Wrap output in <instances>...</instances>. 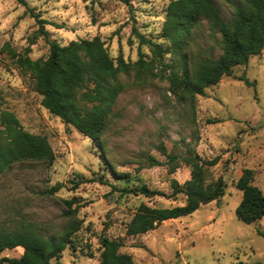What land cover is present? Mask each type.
Masks as SVG:
<instances>
[{
  "label": "rangeland",
  "instance_id": "rangeland-1",
  "mask_svg": "<svg viewBox=\"0 0 264 264\" xmlns=\"http://www.w3.org/2000/svg\"><path fill=\"white\" fill-rule=\"evenodd\" d=\"M26 1L46 22L48 38L61 45L99 37L112 59L127 63L138 61L140 52L152 55L148 46H140L134 29L168 45L159 36L172 0ZM215 2L230 20L239 0ZM38 30L27 7L17 0H0V113L11 112L22 129L46 136L55 154L52 164L18 163L0 176V231L32 226L51 237L77 224L61 264H101V237L122 241V253L131 255L135 264H264V218L245 224L236 216L243 198L236 183L245 169L254 171L253 183L264 193V50L209 87L204 97L197 96L195 106L174 96L167 80L143 81L135 72L122 74L125 90L110 115L103 153L42 105L33 77L13 63L12 51L24 54L29 49L33 60L49 56V44L37 36ZM186 54L191 66L220 57V34L209 22H201ZM167 62L178 60L168 55ZM239 77L256 86L245 85ZM161 145L180 159L194 154L209 161L218 157V163L207 169L206 181L222 178L225 196L191 216L129 237L127 227L141 204L154 208L185 204L184 195L171 197V181L183 185L191 170L181 163L170 174L168 160L158 149ZM150 158L162 165L151 166ZM58 184L60 190L47 193ZM144 185L166 197L130 192ZM71 200L68 213L65 201ZM22 254L23 249L17 248L2 257Z\"/></svg>",
  "mask_w": 264,
  "mask_h": 264
},
{
  "label": "trees",
  "instance_id": "trees-1",
  "mask_svg": "<svg viewBox=\"0 0 264 264\" xmlns=\"http://www.w3.org/2000/svg\"><path fill=\"white\" fill-rule=\"evenodd\" d=\"M17 1L37 19V36L46 38L50 52L46 59L33 60L29 49L24 54L12 51L13 63L33 77L36 89L42 96V105L65 124L89 138L103 153V137L110 115L125 90L120 81L122 74L135 72L136 77L143 81L147 78L167 80L169 91L174 96L195 106L197 96L204 97L209 87L219 84L225 76H232L235 67L246 66L252 56L264 50V0H239L234 5L230 20L223 17L215 0H172L166 9L159 36L168 45L158 43L134 29L140 46H148L152 53L148 56L140 52L135 63H127L123 58L117 61L112 59L105 42L99 37L74 40L67 45L50 40L45 30L46 22L34 14L26 0ZM120 1L130 3V0ZM203 21L209 22L211 28L220 34L222 54L191 66L186 49L193 31ZM168 55L177 59L178 63H168ZM238 80L249 87L256 86L255 82L244 77ZM0 125L3 127L0 128V176L18 163L52 164L55 154L46 136L22 129L11 112L0 113ZM158 149L168 160L170 174H175L181 163L190 168L191 177L183 185L176 179L171 181L174 190L171 197L182 194L186 201L184 205L172 208L141 204L127 227L126 235L129 237L147 234L165 221L191 216L201 206L219 201L226 193L222 178L213 183L206 181V171L218 163V157L209 161L194 154L180 159L169 153L164 145ZM150 163L151 166L162 165L155 158H150ZM253 182L254 171L245 169L236 183L243 193L236 216L245 224H253L264 218V193ZM61 187L58 184L47 193L53 194ZM130 192L148 198L166 197L165 193L151 190L145 185ZM65 203L69 208L68 213H71L74 200ZM78 227L77 224H71L62 234L51 237L32 226L0 231V264H54L53 261L61 264L60 258L72 243V235ZM100 243L101 264H135L131 255L122 253V241L101 237ZM17 248L23 249L20 258L2 257L5 251Z\"/></svg>",
  "mask_w": 264,
  "mask_h": 264
}]
</instances>
